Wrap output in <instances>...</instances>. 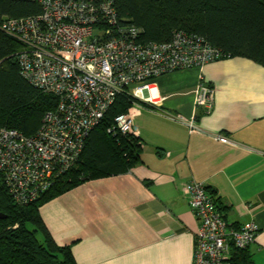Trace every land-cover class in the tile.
Returning <instances> with one entry per match:
<instances>
[{
	"label": "crops",
	"instance_id": "obj_1",
	"mask_svg": "<svg viewBox=\"0 0 264 264\" xmlns=\"http://www.w3.org/2000/svg\"><path fill=\"white\" fill-rule=\"evenodd\" d=\"M199 83L214 88L208 113L194 105ZM149 95L131 107L141 161L40 206L54 241L76 264H193L198 221L181 184L194 180L228 224H257L246 251L250 264H264V66L229 56L161 74Z\"/></svg>",
	"mask_w": 264,
	"mask_h": 264
},
{
	"label": "built area",
	"instance_id": "obj_2",
	"mask_svg": "<svg viewBox=\"0 0 264 264\" xmlns=\"http://www.w3.org/2000/svg\"><path fill=\"white\" fill-rule=\"evenodd\" d=\"M31 1L38 13L4 17L0 30L20 44L15 57L23 78L56 103L30 136L0 128V173L19 204L33 201L75 164L89 132L120 92L149 102L155 77L229 57L193 32L174 30L166 42L142 41L140 27L119 20L114 0ZM213 93L212 86L199 83L195 108L210 112ZM131 107L114 117L112 128L137 137ZM174 119L197 129L194 118ZM181 190L198 221L193 264H229L233 252L254 241L257 224H228L203 182H183Z\"/></svg>",
	"mask_w": 264,
	"mask_h": 264
},
{
	"label": "trees",
	"instance_id": "obj_3",
	"mask_svg": "<svg viewBox=\"0 0 264 264\" xmlns=\"http://www.w3.org/2000/svg\"><path fill=\"white\" fill-rule=\"evenodd\" d=\"M114 6L119 20L142 29V41L166 42L174 30L198 33L229 56L264 66V0H114ZM39 11L31 0H0V22ZM19 48L0 30V128L30 136L56 100L23 78L15 57ZM134 103L145 104L120 92L89 132L75 164L33 201L15 202L0 173V264H76L70 246L52 238L39 208L80 183L124 173L141 161L139 137L112 128L114 117ZM246 250L233 252L229 264H250Z\"/></svg>",
	"mask_w": 264,
	"mask_h": 264
},
{
	"label": "water",
	"instance_id": "obj_4",
	"mask_svg": "<svg viewBox=\"0 0 264 264\" xmlns=\"http://www.w3.org/2000/svg\"><path fill=\"white\" fill-rule=\"evenodd\" d=\"M3 217H4V215L2 213H0V218H3Z\"/></svg>",
	"mask_w": 264,
	"mask_h": 264
}]
</instances>
